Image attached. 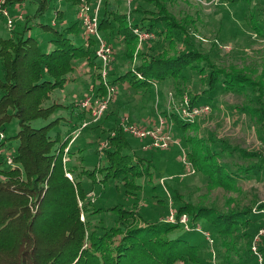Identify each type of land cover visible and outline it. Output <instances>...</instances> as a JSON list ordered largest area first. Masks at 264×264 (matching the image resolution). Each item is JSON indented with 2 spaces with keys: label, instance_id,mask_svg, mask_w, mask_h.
I'll return each mask as SVG.
<instances>
[{
  "label": "trees",
  "instance_id": "trees-1",
  "mask_svg": "<svg viewBox=\"0 0 264 264\" xmlns=\"http://www.w3.org/2000/svg\"><path fill=\"white\" fill-rule=\"evenodd\" d=\"M44 1L27 0L22 19L15 20L14 29L5 37L0 36V132L4 135L0 152V175L4 176L0 179V251H13L5 264H210L212 254L205 232L216 251H245L256 260L251 243L264 224L260 215L263 202L240 204L226 199L219 206L213 201H190L176 186L183 180V163L182 176L164 186L165 215L144 221L140 202L164 204L152 178L153 161L146 156L153 147L143 148L144 144L132 140L118 124L113 129L109 123L113 112L83 127L84 111L72 102L63 107L67 114L52 116L56 109L46 103L56 89L64 87L74 66L83 59L97 64V69L100 65L95 39L85 43L80 38V22L73 18L77 0H64V6L46 15ZM216 1L238 8V20L264 34V27L249 24L251 19L242 12V6L251 7L252 3V12L261 16L264 0ZM31 2L39 3L30 9ZM129 4L131 22L124 13L110 8V0H100V33L124 54L120 61L110 62L109 83H125L131 90L154 93L152 99L156 92L162 96L165 87L172 84L177 98L183 96L192 72L208 73L207 86L188 94L192 106L202 102L216 106L226 91L244 93L248 86L258 107L245 108L255 112L251 116L259 123L258 137L264 144V84L250 81L241 70L219 66L218 44L212 42L203 49L187 15L172 0H130ZM224 11L223 19L236 18L228 9ZM135 29L151 32L153 37L136 47ZM133 55L137 64L123 66V61ZM110 109L114 110L112 106ZM160 113L166 115L165 110ZM171 114V128L187 148V161L210 182L226 190L238 188V171L231 172L217 154H223V145H229L209 135L202 138L195 133L193 137L188 132L196 129V122ZM36 118L46 123L32 126ZM110 129L115 131L113 136ZM12 140L15 146L10 150ZM240 153L255 157L261 166L246 164L239 175L254 171V176H262L264 156L246 149ZM6 154L12 157V166L3 164ZM91 192H95L94 202L88 197ZM169 207L175 214L172 220L167 216ZM182 214L188 217L190 230L179 221ZM240 240L241 248L237 246ZM263 248L264 242L260 250Z\"/></svg>",
  "mask_w": 264,
  "mask_h": 264
},
{
  "label": "rangeland",
  "instance_id": "rangeland-1",
  "mask_svg": "<svg viewBox=\"0 0 264 264\" xmlns=\"http://www.w3.org/2000/svg\"><path fill=\"white\" fill-rule=\"evenodd\" d=\"M25 2H27V0H5V11L6 13L8 12L10 17L0 10V36L5 37L8 31L14 29L15 20L22 19V16L25 14ZM79 2L80 1L77 0L75 3L76 7ZM38 3L39 2H31L30 9L36 8ZM110 3V8L113 11L124 13L126 21H132L131 12H129V0H110ZM172 3L175 4L177 9L179 8V10H181L182 14L187 15V20L190 22L189 26L192 29V33H194L197 43L203 49L206 50L209 48L212 42L218 44L215 49L219 51V66L225 65L227 67L229 66L228 68L241 70L250 78V81L255 84H264V34L261 35L258 31L246 26L247 24L245 25L240 22V20H238V8L224 6L217 3L216 0H172ZM62 5L64 6V0L44 1V14H53V8H60ZM249 5L251 7L246 5L242 6L243 15L247 16V20L248 18L251 19L250 23H248L252 24V26L260 25L264 27V8L261 9V16H259L252 12V6L255 7V4L252 5V3H250ZM225 8L232 14L236 15V18L232 17L233 20L230 21L223 19L222 16L226 12L224 11ZM258 9L260 10V8ZM17 13L18 15L16 16ZM20 14L21 17H18ZM8 18H12L11 27H9ZM73 18L77 19L76 14L73 15ZM80 32V38L86 43V37L82 29ZM107 44L111 51L110 62L120 61V57L124 55L123 52L116 47L114 48L112 42H107ZM138 44L139 42L136 47H138ZM172 47L173 45H170V51H172ZM135 59L136 56L133 55L130 60L123 61V66H135V64H137ZM110 62L106 66L107 80L109 70L110 72L112 71V65H110ZM232 66H234V68ZM99 68L100 66L97 69V64L91 65L86 59L81 60L74 66V68L67 74L64 87L56 89L46 103H52V108H54V110L56 109L52 116L67 114L66 109L63 107L65 104L72 102L78 105V107L76 106L77 109L84 111L85 118H83V127L84 123L88 125L96 124L103 120V116L106 112H113L111 118H109V123H111L112 128H118L119 126V128H121L125 134H129V136L131 134L125 131L122 126L123 116H127L131 123L147 128L152 127L151 125L162 119L165 124H167V128L170 129L171 136L177 140L178 138L180 139V137L176 135L177 133L174 132L173 127L171 128L173 124L171 113H177V108L180 105L179 103L183 102L184 97L189 100L190 96L188 94H193L207 86L206 77L208 76V73L195 74L192 72L193 74L188 79V86L185 87L182 97H174V89H172L171 84L169 87H165L164 90L166 91L162 96L155 93L153 100L151 95L153 96L154 93L146 94L144 91L131 90L126 87L125 83H109L110 87L114 88V90L109 92L107 86L101 80V77L99 78L100 74L99 76L97 74L100 71ZM203 71H206L205 68ZM200 75H202V78ZM102 85L105 88L102 89ZM122 87L127 89H121ZM168 89L173 92H169ZM249 91L250 88L248 86L247 91L244 93L226 91V93L221 95V101L216 106L202 102L200 104H208L211 110L208 113H204L199 117H194L190 120L192 123L195 121L197 125L195 130L188 132L193 137L195 133L197 135L199 134L202 138L209 135L210 137L221 139L226 145H229H223L221 151L225 152H223V154L218 152L217 154L218 157H220L219 160L224 161L226 163L224 165H226L231 172L237 173L238 171L236 178L238 180L237 186H239L236 189L226 190L222 188L220 184L210 182L206 175H203L201 171L193 166L191 169L188 165L184 164L188 169V172L185 174L186 168L184 167L183 180L176 183V186L178 189L180 187L181 193H184L185 197L190 201H213L214 204L216 203L219 206L222 205L226 199H235V201H238L239 203H264V167H262L260 171L262 176H254V171L246 174L244 173L243 176L239 175V173L243 172L242 169L246 164L257 163L252 165L261 166L259 160L255 157L241 156L240 149L260 152V154L264 156V144L258 137V129L260 130L259 123L255 120L254 115L251 116V113L255 112L250 108H245L249 106L258 107L256 100H254V95ZM261 96V100L264 103V90ZM248 99H250L251 102H249ZM149 100H151V102ZM85 101L87 103L86 105L83 104ZM101 105H104V108L99 112ZM189 105L191 106L190 102ZM110 106H112L114 110H111ZM242 108L246 111L242 110ZM161 110H165L166 115L160 113ZM148 120L149 123H146ZM45 123L46 120L36 118L32 120L30 124L38 127ZM109 131L110 135L113 136L115 131H112V129ZM131 136L132 140H135L136 143L144 144L143 148L148 147V139L137 138L133 135ZM14 142V140L10 141V150L14 148L15 144L12 145ZM103 146H106V143H104ZM186 151L187 148L182 143V140H180V142L178 141V144L171 143L167 148L153 147L146 153V156L153 161L154 175H152V178L157 186L156 193L158 194V197H162L164 204L160 206L150 200H143L140 202L142 207L139 205L138 208L144 221L150 222L157 218L160 219L165 215L164 213L168 207L166 206L164 199V186L170 185L172 178L174 180L177 179L181 168L183 172L182 159L185 156ZM185 160L187 159L185 158ZM260 161L261 163L263 162L262 160ZM180 176H182V173ZM0 179L4 180V176L0 175ZM94 193L95 192H91L88 196L93 202L96 197ZM151 200L155 201V198L153 197ZM33 201L34 199H32V202ZM169 204L170 201L168 206ZM32 210L34 211L35 208ZM256 211L257 210H255V212ZM260 213L262 214L261 216L264 217V209H262ZM170 215H172V217L169 218ZM167 216L168 220L173 219L175 216L173 209L170 207ZM80 218L83 220V215H81ZM260 246L261 245H259V250ZM260 252L264 257V248L260 250ZM10 253H13V251H0V264H5L9 261L10 257L8 255H10ZM210 260H212V256Z\"/></svg>",
  "mask_w": 264,
  "mask_h": 264
},
{
  "label": "built area",
  "instance_id": "built-area-1",
  "mask_svg": "<svg viewBox=\"0 0 264 264\" xmlns=\"http://www.w3.org/2000/svg\"><path fill=\"white\" fill-rule=\"evenodd\" d=\"M130 1V0H129ZM5 0H0V10L8 15V12L5 11ZM100 0H96V3L91 5L88 0H80L76 16L78 21L80 22L81 29L86 37V42H88L89 38L95 39V56L97 61L100 65V77L101 80L104 82V84L107 86L108 91L114 90L113 87H110V84L107 80V73H106V66L110 62V47L107 44V42L104 40V38L100 35L99 30V19H98V8H99ZM264 14V10H263ZM9 16V15H8ZM10 17V16H9ZM21 17V14L18 16ZM13 18V17H12ZM12 18H8L9 27H11ZM137 38H138V46L140 43H142L144 40H147L148 38L153 37V34L148 31H138L135 29ZM183 102H180L179 107L177 108V113L181 118L186 120H191L194 117H198L204 113H208L211 108L208 106V104H200L197 106H190L188 98L184 97ZM86 105V101L83 103ZM104 108V105L100 106L99 112ZM86 123H84L85 125ZM122 126L123 129L127 132H129L131 135L142 138V139H148V147H156V148H167L171 143L178 144V141L175 140L171 136L170 130L166 129L167 126L164 123L162 119L158 121V123L153 127H140L133 123H131L127 116L122 117ZM4 135L0 132V152L2 148V141ZM104 145V144H103ZM183 163L188 165L189 168L192 169V165L189 161L185 160V156L183 157ZM3 164H6L7 166L13 165V159L9 154H6V156L3 159ZM2 164L0 165V169H2ZM193 171V170H192ZM67 175L70 177V175L67 173ZM172 217V215L169 216V218ZM172 220V219H171ZM179 221L184 225V229L190 230L191 227L188 225V217L185 214H182ZM196 230L201 231L200 227H196ZM205 237L208 239L209 243H212V240L209 237L208 233H204ZM264 236V224L263 226L258 230V232L255 234L253 241L251 243V251L256 257V264H264L263 255L259 251V243L261 238ZM210 264H217L216 261L212 258Z\"/></svg>",
  "mask_w": 264,
  "mask_h": 264
},
{
  "label": "crops",
  "instance_id": "crops-1",
  "mask_svg": "<svg viewBox=\"0 0 264 264\" xmlns=\"http://www.w3.org/2000/svg\"><path fill=\"white\" fill-rule=\"evenodd\" d=\"M165 91L166 90H164V92ZM168 91L169 92H173V91H171L169 89H168ZM155 92H156V90H155ZM174 93L175 92H173V95L175 96ZM149 101L151 102V100H149ZM194 122L195 121H193V123ZM146 123H149V120ZM237 203L238 202H236V204ZM240 204H242V203H240ZM237 205H239V203ZM260 215H262V214L260 213ZM204 239L207 240L206 237H204ZM260 241L264 242V236L261 238ZM262 242H260V245L262 244ZM239 245H240V248H241V245H243V240H240V242L237 244V246H239ZM209 248L211 249L212 258L216 261L217 264H255V261H256L255 258H253V257L249 256L248 254H246L245 251H235V250L234 251H216V249H213L214 247H213L212 243L211 244L209 243Z\"/></svg>",
  "mask_w": 264,
  "mask_h": 264
}]
</instances>
